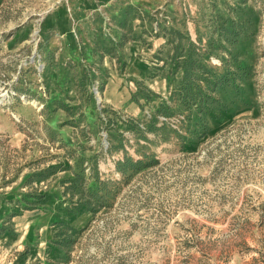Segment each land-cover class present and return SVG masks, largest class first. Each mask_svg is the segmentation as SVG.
<instances>
[{
	"label": "rangeland",
	"instance_id": "rangeland-1",
	"mask_svg": "<svg viewBox=\"0 0 264 264\" xmlns=\"http://www.w3.org/2000/svg\"><path fill=\"white\" fill-rule=\"evenodd\" d=\"M0 264H264V0H0Z\"/></svg>",
	"mask_w": 264,
	"mask_h": 264
}]
</instances>
